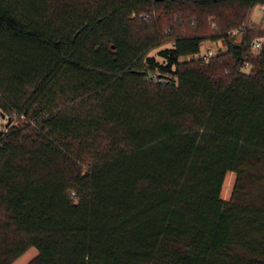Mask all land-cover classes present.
I'll use <instances>...</instances> for the list:
<instances>
[{
	"label": "trees",
	"instance_id": "16d2710c",
	"mask_svg": "<svg viewBox=\"0 0 264 264\" xmlns=\"http://www.w3.org/2000/svg\"><path fill=\"white\" fill-rule=\"evenodd\" d=\"M259 5L0 0V264H264Z\"/></svg>",
	"mask_w": 264,
	"mask_h": 264
},
{
	"label": "rangeland",
	"instance_id": "374dc122",
	"mask_svg": "<svg viewBox=\"0 0 264 264\" xmlns=\"http://www.w3.org/2000/svg\"><path fill=\"white\" fill-rule=\"evenodd\" d=\"M250 20L254 23L260 24L262 26V28H264V13L262 11V9L260 8V6H257L254 8V10L252 11V14L250 16ZM170 46V44L159 47L154 49L149 56H157L158 52L165 48ZM204 48L207 49H213L214 52H216L217 54L225 51L227 49V45L223 40H208L204 43ZM158 60H162L161 57L157 56ZM8 125V120L3 119L0 120V129L3 130L5 128H7ZM235 174L234 173H229L224 185V190H223V197L225 199H229L231 197L233 188H234V184H235ZM38 255V251L35 248H31L30 250H28L24 255H22L19 259H17L15 261L14 264H28L29 262H31L36 256Z\"/></svg>",
	"mask_w": 264,
	"mask_h": 264
},
{
	"label": "built area",
	"instance_id": "2783aa9c",
	"mask_svg": "<svg viewBox=\"0 0 264 264\" xmlns=\"http://www.w3.org/2000/svg\"><path fill=\"white\" fill-rule=\"evenodd\" d=\"M260 8L262 9L263 13H264V5H259ZM244 26V25H243ZM239 31H237L238 33ZM263 42H264V38L263 37H256L253 39V43H252V47H253V50L254 51H258L261 46L263 45ZM217 55L216 52L213 51V49H207V48H204V44H203V49L202 51L199 53V54H196L194 56V58H202L206 61H209L211 57ZM0 120H3V118L0 117ZM7 128L1 130L0 131H6Z\"/></svg>",
	"mask_w": 264,
	"mask_h": 264
}]
</instances>
